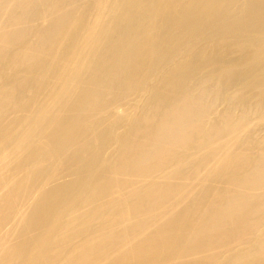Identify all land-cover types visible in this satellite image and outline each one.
<instances>
[{
	"label": "bare ground",
	"instance_id": "1",
	"mask_svg": "<svg viewBox=\"0 0 264 264\" xmlns=\"http://www.w3.org/2000/svg\"><path fill=\"white\" fill-rule=\"evenodd\" d=\"M0 264H264V0H0Z\"/></svg>",
	"mask_w": 264,
	"mask_h": 264
}]
</instances>
